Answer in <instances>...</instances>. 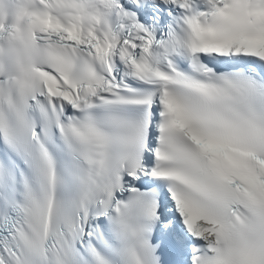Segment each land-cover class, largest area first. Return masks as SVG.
Wrapping results in <instances>:
<instances>
[{
  "label": "snow or ice",
  "instance_id": "snow-or-ice-1",
  "mask_svg": "<svg viewBox=\"0 0 264 264\" xmlns=\"http://www.w3.org/2000/svg\"><path fill=\"white\" fill-rule=\"evenodd\" d=\"M264 264V0H0V264Z\"/></svg>",
  "mask_w": 264,
  "mask_h": 264
}]
</instances>
